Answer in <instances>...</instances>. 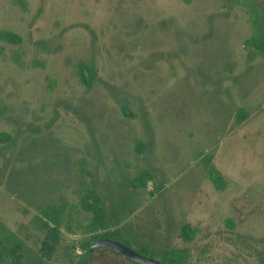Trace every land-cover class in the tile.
<instances>
[{"label":"rangeland","instance_id":"rangeland-1","mask_svg":"<svg viewBox=\"0 0 264 264\" xmlns=\"http://www.w3.org/2000/svg\"><path fill=\"white\" fill-rule=\"evenodd\" d=\"M244 2L260 0H0V30L23 37L0 39V232L24 238L42 207L65 203L64 256L88 237L91 188L108 238L137 251L183 216L198 229L189 264H264V56L243 45ZM143 170L146 188L132 182ZM169 239L181 243L178 227Z\"/></svg>","mask_w":264,"mask_h":264},{"label":"trees","instance_id":"trees-1","mask_svg":"<svg viewBox=\"0 0 264 264\" xmlns=\"http://www.w3.org/2000/svg\"><path fill=\"white\" fill-rule=\"evenodd\" d=\"M23 8L27 7L26 0H18ZM249 13V20L252 25L251 34L244 39V47L247 49H253L254 52L257 51L264 56V0H260L257 3L244 2ZM0 39L6 40L10 43L18 44L22 42L23 37L19 33L11 29H2L0 30ZM77 72L79 75V80L85 86H92L95 80L98 79V69L94 60L81 61L78 63ZM123 111L127 112V107L122 105ZM247 118V113L243 111L242 108H239L236 111V119L244 120ZM11 134L8 132H0V141L6 142L9 141ZM142 143L138 142L137 146H140ZM136 150L139 151V148L136 147ZM203 162L205 165V170L208 177L212 180L217 189H224L226 187V181L222 171L214 163V153L209 152L203 156ZM153 179V176L148 171H141L138 173L132 180L135 186L148 187L149 181ZM150 192H152L150 190ZM80 206L92 214V219L89 224L86 238V243L83 245L84 248L89 247L94 241L103 237H110L114 234L112 230L113 224H110V216L107 211L105 204V199L96 189L89 188L87 192L80 195L79 198ZM67 208L65 203L60 204H51L40 209L41 214H43L46 219L43 221V224L50 225L53 223L55 226L50 227L49 236L53 240V248L55 249L60 242V228L62 226L64 211ZM191 225L185 223L183 225V230L181 231L182 237L187 240L191 239L193 236ZM2 232H0V247L4 245V239L2 237ZM52 248V249H53ZM50 249V250H52ZM142 253H146L142 248L140 249ZM169 255H179L181 256L182 261L178 264H187V250L185 249L182 253L179 254L178 250L167 251ZM143 264L138 262L126 255L112 249L109 247L100 246L94 249L93 253L90 256L91 264Z\"/></svg>","mask_w":264,"mask_h":264},{"label":"flooded vegetation","instance_id":"flooded-vegetation-1","mask_svg":"<svg viewBox=\"0 0 264 264\" xmlns=\"http://www.w3.org/2000/svg\"><path fill=\"white\" fill-rule=\"evenodd\" d=\"M41 215L44 217V219H42V222L41 219H39V213L37 212L34 219H32V233L29 234L28 232H25L24 238H17L13 235L7 234L6 232L3 233L4 231H1L3 234L2 237L4 239V245L0 247V264H81L82 257L88 249V247H83V245L86 243V238L83 240H79L76 243H73V245H66L65 255L59 256L57 252L60 248V245L62 244L64 237L63 224L60 228V242L54 249L52 245L53 240L50 239L48 233L50 227H54L55 225L53 223H50L49 226L45 225V223L43 224V221L46 219V217L43 214ZM184 220L186 219L182 216L178 220L177 224L179 225H170L166 223V229L163 232V237L160 239L159 243H153V241L145 239L146 242H143V244L141 243L142 245L140 244L139 246H142L146 253H142L140 250L138 251L144 255L150 256L148 250L151 249V247H154L158 249V252L161 256L157 259L161 260L165 264H178L180 261H182L181 256L169 255L166 252L173 251L176 249L179 251L180 254L186 249L188 260L187 264H189L190 255L187 243L194 240L198 229L194 227V225H191L190 228L192 229L193 236L191 239L185 240L181 234V231L183 230V225L185 224L183 223L185 222ZM177 227L178 237L181 240V243H179V245H176V242L173 243L169 239L170 233L173 232V230ZM154 244L159 245L155 246ZM59 259L64 260L59 261ZM87 264H91L90 258ZM117 264L120 263L117 262Z\"/></svg>","mask_w":264,"mask_h":264},{"label":"water","instance_id":"water-1","mask_svg":"<svg viewBox=\"0 0 264 264\" xmlns=\"http://www.w3.org/2000/svg\"><path fill=\"white\" fill-rule=\"evenodd\" d=\"M100 246L112 248L127 257H130L143 264H165L159 259L153 258L151 256L144 255L137 251L136 249L130 247L128 244L121 242L117 239H112L108 237L99 238L94 241L87 249L82 257L81 264H87L88 260L93 253L94 249Z\"/></svg>","mask_w":264,"mask_h":264}]
</instances>
